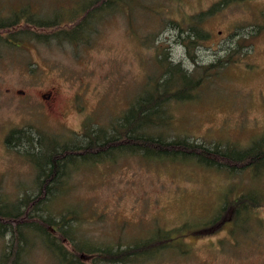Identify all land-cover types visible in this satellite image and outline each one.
<instances>
[{"label": "rangeland", "instance_id": "374dc122", "mask_svg": "<svg viewBox=\"0 0 264 264\" xmlns=\"http://www.w3.org/2000/svg\"><path fill=\"white\" fill-rule=\"evenodd\" d=\"M49 1L54 0H0V15L28 2H43L36 12L50 15ZM220 1L167 0L165 5L181 17ZM263 11L264 0H230L205 19L209 35L190 52L180 44L170 48L173 59L187 65L195 61L200 70L215 63L197 89L199 99L172 104L174 131L206 146L237 148L264 134V29L251 37L247 29L244 36L233 32L234 25L250 24ZM173 38L170 31L162 36L165 45ZM16 45L0 39V198L6 202L37 188L36 155L6 144L12 128L32 127L35 137L44 135L49 148L58 138L55 134L66 137L80 131L88 114L104 120L127 106L143 90L145 71L154 68L150 50L120 17L103 24L77 56L60 49L63 45L52 49L29 40ZM30 142L34 149L35 142ZM77 166L65 201L55 197L49 208L57 213L82 203L86 232L80 229L81 219L77 228L83 243L93 244V238L154 240L159 228L161 241L175 245L151 248L134 264H264V198L260 203H232L242 192H250L249 184L264 191V170L255 182L250 169L231 175L194 161L156 163L135 155ZM226 187L231 208L219 210ZM215 217L217 223L203 227ZM171 229L176 234L166 239ZM26 241L32 248L23 255L30 264H63L43 251L40 235H28ZM4 244L6 237L0 236V251Z\"/></svg>", "mask_w": 264, "mask_h": 264}, {"label": "trees", "instance_id": "16d2710c", "mask_svg": "<svg viewBox=\"0 0 264 264\" xmlns=\"http://www.w3.org/2000/svg\"><path fill=\"white\" fill-rule=\"evenodd\" d=\"M229 1L222 0L206 10L182 14L181 17L169 12L165 5L167 0H54L46 5L52 11L50 15L36 12L43 2H28L11 9L7 16L0 15V39L3 42L21 45L29 40L44 43L52 49L63 45L60 49L75 56L94 41L103 24L120 17L126 29L137 35L140 43L150 50L149 59L154 65L152 71H145L143 90L130 98L127 106L104 120L88 114L80 131L66 137L55 134L58 138L49 148L43 142L44 135L35 137L30 126L9 131L6 138L9 147L23 146L27 156L36 155L37 188L23 192L11 202L0 198V236L6 237V244L0 251V264H30L23 253L29 254L32 248L26 241L31 234L40 235L43 251L56 256L63 264H134L140 254L151 248L175 245L167 239L170 234H176L175 231L171 229L164 234L166 245L161 241L159 228L155 230L157 237L154 240L148 237L102 241L89 234L94 243H83L77 228L81 219L80 229L85 231L82 227V222H85L82 203L77 202L75 208L57 213L49 208L55 197L65 201L78 163L115 162L119 156L135 155L141 160L156 163L194 161L207 167L226 169L231 175L250 169L252 181L256 182L261 177L264 134L258 139L255 138L259 136L253 137L242 148L219 144L206 146L172 128V104L199 99L201 94L196 93L197 89L205 79V72L215 63L209 62L200 70L199 63L195 61L194 65H187L182 60L173 59L170 48L180 44L190 52L209 35L205 19ZM234 1L246 0H231V3ZM251 21L250 24L234 25L233 32L244 36L247 29L249 37L257 34L264 29V11L259 19ZM166 31L174 36L168 45L162 39ZM32 140L35 150L30 148ZM246 189L250 192H242L234 198L233 204L240 206L263 201L264 191L257 185L249 184ZM227 191L219 210L231 208ZM217 217L203 227L217 223ZM135 240L139 242H133Z\"/></svg>", "mask_w": 264, "mask_h": 264}, {"label": "flooded vegetation", "instance_id": "af4514ba", "mask_svg": "<svg viewBox=\"0 0 264 264\" xmlns=\"http://www.w3.org/2000/svg\"><path fill=\"white\" fill-rule=\"evenodd\" d=\"M50 92L48 93V96H49Z\"/></svg>", "mask_w": 264, "mask_h": 264}]
</instances>
